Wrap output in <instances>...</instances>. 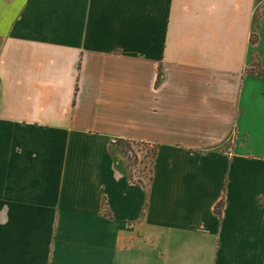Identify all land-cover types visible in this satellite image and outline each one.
I'll use <instances>...</instances> for the list:
<instances>
[{
	"label": "crops",
	"instance_id": "crops-1",
	"mask_svg": "<svg viewBox=\"0 0 264 264\" xmlns=\"http://www.w3.org/2000/svg\"><path fill=\"white\" fill-rule=\"evenodd\" d=\"M262 3L0 0V264H264Z\"/></svg>",
	"mask_w": 264,
	"mask_h": 264
},
{
	"label": "rangeland",
	"instance_id": "rangeland-1",
	"mask_svg": "<svg viewBox=\"0 0 264 264\" xmlns=\"http://www.w3.org/2000/svg\"><path fill=\"white\" fill-rule=\"evenodd\" d=\"M264 15V3L257 7L256 18ZM255 39V37L253 36ZM150 147L144 145L133 146V152L127 150L126 153L122 152L125 162L124 168L131 175V177L136 181L140 180L144 183L148 182L149 177V167H150Z\"/></svg>",
	"mask_w": 264,
	"mask_h": 264
},
{
	"label": "trees",
	"instance_id": "trees-1",
	"mask_svg": "<svg viewBox=\"0 0 264 264\" xmlns=\"http://www.w3.org/2000/svg\"><path fill=\"white\" fill-rule=\"evenodd\" d=\"M252 66H253V68H251L249 70L251 73L262 74V70H258V68H256L257 66H259V57H258V55L254 57ZM160 76H161V74L159 72L158 77H157V81L160 80ZM115 142L120 147L121 151L124 152V153H126L127 150L133 152V146H135V145L136 146H138V145H144V146L150 147V149H148L149 152L151 153V156H150L151 158H150V163H149L150 164V167H149L148 182L147 183H144L143 181H140V180H136L135 181L131 177V175L126 171L127 172V176H128V178H129V180L131 182H139V183H141L143 185V187L146 188L148 186L149 182L151 181L152 163H153V159H154V156H155V148L152 147V146H150V145H148L147 143H144V142L129 141V140H125V139H116ZM222 204H223V202L220 201L216 205V207H215V211H216V213L219 216L221 215V207H222ZM102 207H103V209H105V202L104 201L102 202Z\"/></svg>",
	"mask_w": 264,
	"mask_h": 264
}]
</instances>
